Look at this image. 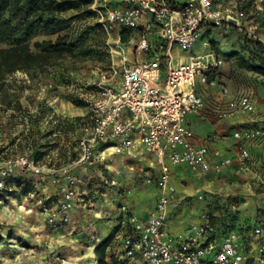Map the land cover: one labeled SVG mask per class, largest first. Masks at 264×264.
<instances>
[{"label":"built area","instance_id":"obj_1","mask_svg":"<svg viewBox=\"0 0 264 264\" xmlns=\"http://www.w3.org/2000/svg\"><path fill=\"white\" fill-rule=\"evenodd\" d=\"M97 21L106 29L130 31L134 39L135 58L119 60L114 79L96 84L97 92L89 102L88 115L81 126L78 155L71 161L91 165L99 145L104 149L139 160L142 149L152 153L159 164L156 185L158 199L148 218L142 220L118 206L120 224L127 227L120 239L125 264H239L238 236L224 232L219 241L211 239L207 223L192 224L184 236H171L165 231L167 209L175 193L170 166L183 165L190 171H219L231 162L219 149L193 142L194 133L186 116L203 103L199 87L216 85L215 72L222 60L209 50L194 54L187 62H173L174 46L182 51L192 49L206 26L227 28L240 25V17L213 6L212 0H87ZM225 30L223 29V32ZM224 90V89H223ZM256 104L248 94L230 99L220 115L253 112ZM264 135L261 128H237L232 136L250 142ZM249 157L247 149L239 158ZM70 166V165H69ZM54 168L30 155H17L0 160V190L18 172L42 177L49 174L54 183L59 176L60 200L56 204L39 201V211L51 227L67 222L76 197V177L70 167ZM150 178L147 182H150ZM201 198V196H199ZM258 239L255 260L264 264V226L252 229Z\"/></svg>","mask_w":264,"mask_h":264},{"label":"rangeland","instance_id":"obj_2","mask_svg":"<svg viewBox=\"0 0 264 264\" xmlns=\"http://www.w3.org/2000/svg\"><path fill=\"white\" fill-rule=\"evenodd\" d=\"M242 3L240 9H245L251 19V27L240 24L235 28H212L203 32L194 45L195 50L201 52L204 50L203 40L209 42L207 48L222 60L218 69L225 67L224 76L238 89L236 93L241 92L239 88H252L261 84L259 79H264L260 73L239 67L231 55L238 52L249 58L251 63L264 68V52L254 43L259 41L264 47V37L259 36L254 27L259 13L264 27V0H243ZM55 19V32L36 27L32 34L25 36L31 48L35 49L37 41L67 35L78 41V49L42 70L28 73L17 70L3 80L0 89V160L25 154L56 169L70 165L71 171V161L79 152L82 119L88 115L89 102L97 92L96 84L110 82L116 77L114 70H118L122 56L126 59L129 56L134 39L128 37L126 42H122L120 34L116 35L117 29L106 30L97 21L90 4H83L78 10L57 13ZM1 45L6 46L7 42ZM177 52L178 47L174 46L173 53ZM215 76L221 80L220 74ZM223 89L227 90V84ZM245 92L248 93L247 90ZM201 108L202 105L198 110ZM221 111L217 113L219 118H222ZM96 160L88 166H95ZM249 160L250 157L239 161L244 166ZM19 173L22 174L20 177L14 176L10 185L0 190V264H79L74 256L78 254L76 249L80 245L70 242L71 228L66 225L71 221V215L67 222L51 227L39 211L40 200L52 205L60 200L59 185L64 182V177L59 176L57 184L52 182L49 174L40 177L30 172ZM257 175L259 179L252 184V190L255 194L262 192V202L256 206L252 193L224 197L209 208L208 226L212 210L221 214L227 207L228 214L220 224L221 230H242L240 235L249 243L252 226L257 222L264 224V155L260 156ZM48 178L58 189L55 194L44 198L40 193L44 180ZM148 178L150 182H147ZM145 182L156 183V178L146 177ZM217 217L219 219L220 216ZM245 248L249 250V246ZM87 262L85 264H89ZM245 264L256 263L245 258Z\"/></svg>","mask_w":264,"mask_h":264},{"label":"crops","instance_id":"obj_3","mask_svg":"<svg viewBox=\"0 0 264 264\" xmlns=\"http://www.w3.org/2000/svg\"><path fill=\"white\" fill-rule=\"evenodd\" d=\"M185 1L187 0H173L177 4H182ZM242 2L243 0H212L213 6L224 12H229L234 16H237L239 12L242 13L240 24L249 28L251 19L245 9H240ZM256 22L257 24L254 26L257 29L256 33L264 37L260 13ZM212 28L216 27H204L201 34L209 32ZM133 49L134 44L132 50L129 51L128 61L135 58ZM171 53L173 62H187L199 52L193 47L189 51L178 49L177 53H173L172 49ZM225 70L224 67L215 72V75H221V80L215 76V86L199 87L203 99L202 108L190 112L186 116L185 122L194 133V143L206 144L209 148L219 149L223 155L231 158V162L217 172L210 169L204 173L190 171L183 165L170 166V177L175 186V193L168 204L164 228L171 236H184L190 225L207 223L209 208L215 206L216 202L224 200V197L226 199L230 196L252 193L254 194L253 198H256V206L262 202V192L255 194L252 184H255V181L259 179L257 169L260 166V156L264 155V135L257 140L244 142L234 139L232 133L237 128H261L264 130V79H259L261 84L252 88H239L241 92L236 93L238 89L236 90L231 80L224 76L226 75ZM226 84L227 90L224 91L223 86ZM246 90L248 93L245 92ZM240 94H248L255 102L256 109L253 112H237L231 117L219 118L217 113L224 109L230 99L238 97ZM84 120L82 119L83 122ZM81 126L80 131L82 132ZM242 148L248 150L250 157V162L247 165L244 163V166L239 161L245 160L239 158V151ZM96 154L95 166L90 167L83 163L71 166V171L77 180L76 197L74 208L70 210L71 221L66 225L71 228L69 230L70 242L77 243L76 246L80 245L76 249L78 254L75 253L74 256V260L79 264L88 263L87 261L89 264H96L93 247L111 232H114V236L107 252L114 258L122 260L120 239L127 227L120 224L118 206L125 203L129 212L144 220L148 218L159 196L156 183L145 182L146 177L155 179L159 173V164L152 153L142 149V156L137 160L112 153L104 149L101 144L98 146ZM21 175L18 172L14 176L20 177ZM12 178L7 181L5 188L10 185ZM57 189L58 186L48 178L44 180L40 194L43 197H48L55 194ZM212 211V215L222 216V213L219 214L216 210ZM257 225L264 226L263 223L257 222L251 230ZM117 227L118 229L115 230L114 228ZM209 230V237L215 242L220 240L224 232H235L238 236V252L243 257L239 264H245V258H250L254 263L260 264L255 260L258 239L252 232L249 243H246L240 235L242 230H221V226L215 225L209 227ZM248 246L249 250L246 251L245 247L248 248Z\"/></svg>","mask_w":264,"mask_h":264},{"label":"trees","instance_id":"obj_4","mask_svg":"<svg viewBox=\"0 0 264 264\" xmlns=\"http://www.w3.org/2000/svg\"><path fill=\"white\" fill-rule=\"evenodd\" d=\"M83 4L88 5L90 2L87 0H0V89L3 80L13 72L21 70L28 73L42 70L78 49V41L70 39L67 35H57L53 40L37 41L34 44L35 49L31 48L25 36L32 34L36 27H43L49 33L55 32L53 26L57 22L55 19L57 13L78 10ZM17 32L24 37L17 36ZM129 36V30L120 32L122 42H126ZM4 41L7 42L6 46L1 45ZM254 43L264 52V47L259 41ZM231 55L235 57L239 67L264 75V68L251 63L249 58L238 52H232ZM227 214L226 207L219 219L215 215L209 216V227L214 225L219 227L224 223ZM113 236L114 232H111L94 245L96 264H125V260L116 259L107 252Z\"/></svg>","mask_w":264,"mask_h":264}]
</instances>
